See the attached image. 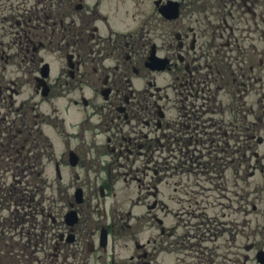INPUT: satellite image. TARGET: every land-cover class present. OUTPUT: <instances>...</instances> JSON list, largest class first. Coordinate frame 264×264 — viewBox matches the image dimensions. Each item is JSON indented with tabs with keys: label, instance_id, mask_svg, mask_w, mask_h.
<instances>
[{
	"label": "flooded vegetation",
	"instance_id": "1",
	"mask_svg": "<svg viewBox=\"0 0 264 264\" xmlns=\"http://www.w3.org/2000/svg\"><path fill=\"white\" fill-rule=\"evenodd\" d=\"M167 1L0 0V264H213L264 217V0Z\"/></svg>",
	"mask_w": 264,
	"mask_h": 264
},
{
	"label": "rangeland",
	"instance_id": "2",
	"mask_svg": "<svg viewBox=\"0 0 264 264\" xmlns=\"http://www.w3.org/2000/svg\"><path fill=\"white\" fill-rule=\"evenodd\" d=\"M262 11H263V17H264V3L262 4ZM263 31H264V24H263ZM261 41H262L261 44L264 48V35H263V38L261 39ZM248 181L253 184L254 178H249ZM249 189L251 190V187H249ZM116 192L117 193L120 192L119 188L116 189ZM251 196H253V194H251ZM260 207H264V205H261ZM126 208H127L126 206H121L118 209L125 210ZM107 209H108V207H106V210ZM113 209H114V207H113ZM133 212L134 213H138V212L145 213V208L144 207L137 208V209H134ZM241 215H242V213L239 211L231 214V219H233V222L230 223L232 232H231L230 237H229V244L228 245L225 244V247H223L222 239L224 237L216 240V244H220L221 249L226 248L227 250H225V253H223V252L218 253L216 251L220 255H214L213 256L214 257V263L213 264H243V260H244L243 255L245 253H247L251 258H254L253 252L244 250L243 245L245 243H251L252 241H254L256 239V237H258L257 235H255V232H256L255 228L257 226V223H259L261 225L264 224V217L260 216L256 212L248 214L247 215V220H248L247 225L244 228V230H241L242 226H241L240 222L237 223L236 221H234V219H236V220L242 219ZM257 218H258V220H257ZM234 228H237V229H234ZM238 230H240V231H238ZM158 232L159 231L156 229L155 225H153L151 228L144 227L141 234L138 237V240L140 242H145L147 238H149V237L152 238ZM224 236H225V238L227 237V235H224ZM263 247H264V245H263ZM110 250H112V249H110ZM134 252H135V250H134L133 246L129 245V247H124L123 246V240L118 239V241L115 245V248H114V253H115L116 259H118L121 262L125 261L127 259V257ZM109 257H110V254H107L105 259H103V264H107V262H109ZM156 257H157V260L162 263V251H160ZM191 259H192V257H190V258L187 257L186 262H188V261L190 262ZM197 259H199V264H209V263L201 262L199 257H197ZM193 263L198 264L196 258L193 259ZM88 264H95L92 257H90L88 259ZM181 264H183V263H181ZM246 264H255V261L250 260Z\"/></svg>",
	"mask_w": 264,
	"mask_h": 264
}]
</instances>
